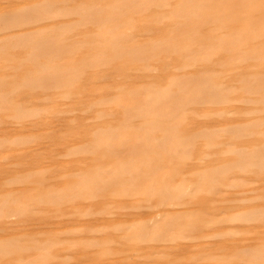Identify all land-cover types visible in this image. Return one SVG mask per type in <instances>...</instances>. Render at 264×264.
Returning a JSON list of instances; mask_svg holds the SVG:
<instances>
[{
	"label": "rangeland",
	"instance_id": "rangeland-1",
	"mask_svg": "<svg viewBox=\"0 0 264 264\" xmlns=\"http://www.w3.org/2000/svg\"><path fill=\"white\" fill-rule=\"evenodd\" d=\"M183 1L0 0V264H264V3Z\"/></svg>",
	"mask_w": 264,
	"mask_h": 264
},
{
	"label": "bare ground",
	"instance_id": "bare-ground-1",
	"mask_svg": "<svg viewBox=\"0 0 264 264\" xmlns=\"http://www.w3.org/2000/svg\"><path fill=\"white\" fill-rule=\"evenodd\" d=\"M75 1H76V0H75ZM151 1H152V0H151ZM208 1H209V0H208ZM211 1H212V0H211ZM216 1H217V0H216ZM225 1H226V0H225ZM225 1L223 0V2H222L223 5L225 4V3H224ZM227 1H229L228 3H232V4H234V2H235V1L232 2V0H231V2H230V0H227ZM227 1H226V2H227ZM253 1H255V0H253ZM257 1H258V0H256V2H257ZM260 1H262V0H260ZM260 1H259V3L257 2L258 5L264 3V0H263V2H261V3H260ZM183 2H186V0H184ZM194 2H195V1H194ZM213 2H214L213 4L216 3L215 0H213ZM247 2H248V1H247ZM256 2H254V3L252 2L253 5H251L252 3L249 4L250 2H248L247 6L244 4V5H245V6H244V9H245V10H246L247 8L250 9V10H248V9L246 10V13H245V14H246L247 16H248L247 11L249 12V11H251V9H252V7L250 8L249 6H250V5H251V6H254ZM180 3H182V1H181ZM187 3H188V1H187ZM190 3H191V2H190ZM228 3H226V5H227ZM257 3H256V4H257ZM148 4H150V3L147 2V4H146L147 6H146V5H145V6L148 7ZM184 4H185V3H184ZM192 4H193V2H192ZM218 4H219V3L217 2V3L215 4L216 6L213 5L214 8L216 7V10H217V8H219V7H217V6H219ZM236 4H237V3H236ZM238 4H239V3H238ZM238 4H237V5H238ZM187 5L189 6V4H187ZM141 6L144 7L143 5H141ZM141 6H140L139 8L142 9ZM188 6H187V7H188ZM210 6H211V5H210ZM238 6H239V5H238ZM238 6H237V7H238ZM255 6H257V5H255ZM260 6H261V5H260ZM262 7H263V5H262ZM262 7H261V8H262ZM136 8H137V7H136ZM190 8H191V9L193 8L192 5L190 6ZM190 8H189V10H190ZM228 8H230V7H228ZM256 8H257V7H256ZM137 9H138V8H137ZM181 9H182V7H181ZM181 9L178 10V13H184L183 10L188 11V10H187L188 8L186 9L185 7H183V10H182L183 12L180 11ZM219 9H220V8H219ZM230 9H231V8H230ZM230 9H229V10H230ZM232 9H233V8H232ZM235 9H236V8H235ZM233 10H234V9H233ZM261 10H262V9H261ZM261 10H258V11L261 12ZM179 11H180V12H179ZM218 11H219V10H218ZM218 11H217V12H218ZM223 11H225V9H224ZM223 11H221V13H222ZM235 11H236V10H235ZM241 11H243V10H241ZM258 11H257V12H258ZM263 11H264V9H263ZM254 12H255V11H254ZM259 12H258V13H259ZM186 13H187V12H186ZM219 13H220V11H219ZM219 13H218V14H219ZM226 13H228V12H226ZM255 13H256V12H255ZM27 14H28V13H27ZM42 14H43V13H42ZM96 14L99 15V12L96 13ZM96 14H95V15H96ZM184 14H185V13H184ZM184 14H183V15H184ZM190 14H191V13H190ZM228 14H229V13H228ZM245 14H244V15H245ZM180 15H181V14H180ZM220 15H221V14H220ZM250 15H251V12H250ZM28 17H29V16H28ZM259 17H260V16H259ZM259 17H258V18H259ZM244 18H245V17H244ZM246 18H247V17H246ZM249 18H250V16H249ZM250 19H251V18H250ZM262 19H263V17H262ZM262 19L259 18L260 22H261ZM244 20H248V19H244ZM255 20H257V23H258L259 20H258V19H255ZM179 22H180V21H179ZM201 23H202V22H201ZM242 23H243V21H242ZM245 23H246V21H245ZM249 23H250V22H249ZM255 23H256V22H254V24H255ZM257 23H256V24H257ZM251 24H252V27H253V23H251ZM256 24H255V26H254L255 28L257 27ZM242 25H243V24H242ZM195 26H196V25H195ZM248 26H249V25H248ZM248 26H246V27H248ZM157 27H159V26L157 25ZM174 27H175V26H174ZM249 27H250V26H249ZM249 27H248V28H249ZM254 27H253V28H254ZM171 28H173V27H171ZM244 28H245V26H244ZM248 28H247V29H248ZM173 29H174V28H173ZM176 29H178V27H177ZM189 29H190V28H189ZM171 30H172V29H171ZM174 30H175V29H174ZM174 30H173V31H174ZM183 30H184V29H183ZM245 31H246V29L243 30L244 33H245ZM247 31H249V29H248ZM247 31H246V32H247ZM189 32H190V31H188V33H189ZM250 32H251V31H250ZM250 32H249V34H248V32L246 33V34L248 35L247 38H248V37L250 38V39L248 38V40H251V38H252ZM251 33H252V32H251ZM253 33H254V32H253ZM253 33H252V35H253ZM190 34H193V33H190ZM260 34H262V33H260ZM263 34H264V32H263ZM263 34H262V35H263ZM193 35H194V34H193ZM244 35H245V34H244ZM210 36H211V35H210ZM241 36H242V35H241ZM263 36H264V35H263ZM263 36H262V37H263ZM212 38H213V37H212ZM242 38H243V37H242ZM242 38H240V43H241V44H242V42H244V41L241 42V40H244V38H243V39H242ZM245 39H246V38H245ZM246 41H247V40H246ZM240 43H239V45H240ZM237 44H238V42H237ZM120 45H121V44H120ZM251 45H252V44H251ZM240 46H241V45H240ZM240 46H239V48H240ZM230 47H231V46H230ZM242 47H243V46H242ZM163 48H165V47H163ZM223 48H224V47H223ZM248 49H249V48H248ZM248 49H247V54H248ZM250 49H251V48H250ZM250 49H249V51H251ZM254 50H255V48L253 47V48H252V52H253ZM99 51H100V50H99ZM241 51L244 52L243 50H241ZM245 51H246V50H245ZM87 52H88V51H87ZM156 52H157V51H156ZM210 52H211V51H210ZM213 52L215 53V51H212V53H213ZM217 52H218V50L216 51V53H217ZM242 52H239V55H241V54L243 55ZM257 52H259V51L257 50ZM163 53H164V52H163ZM249 53L251 54V52H249ZM164 54H166V53H164ZM256 54H257V53H255V55H254V54H253V55H254V56H258V55H256ZM261 54H262V53H261ZM215 55H216V54H215ZM239 55H238V56H239ZM244 55H246V53H245ZM210 56H211V55H210ZM168 57H169V56H168ZM168 57H167V58H168ZM263 57H264V54H263ZM243 58H245V57H243ZM246 58H248V57H246ZM261 58H262V57H261ZM161 59H162V58H161ZM70 60H71V58H70ZM116 60H117V59H116ZM257 60H258V59H257ZM119 61H120V60H119ZM261 66H262V65H261ZM261 66H260V65L258 66V68H259L258 70H260ZM263 66H264V64H263ZM207 67H208V66H207ZM209 67H210V65H209ZM210 69H211V68H210ZM258 70H257V71H258ZM22 72H24V70H23ZM236 72H237V70H236ZM188 74H189V73H188ZM235 74H236V73H235ZM237 74H238V73H237ZM237 74H236V75H237ZM233 75H234V74H233ZM66 76H67V75H66ZM56 77H57V76H56ZM186 77H187V76H186ZM51 82H52V81H51ZM13 84H14V83H13ZM53 85H54V84H53ZM53 85H52V87H53ZM238 85H239V84H238ZM250 85H251V84H250ZM244 86H245V85H244ZM36 87H37V86H36ZM36 87H34V89H31V88H30V89H31V90H35ZM49 87H50V86H49ZM49 87H47V89H50V88H51V87H50V88H49ZM223 87H224V86H223ZM239 87H240V86H239ZM32 88H33V87H32ZM173 88H174V90L176 89V87H173ZM236 88H238L237 85H236ZM41 89H42V88H41ZM44 89H45V88H44ZM221 89H222V88H221ZM45 90H46V89H45ZM45 90H44V91H45ZM28 91H30V90L28 89ZM41 91H43V90H41ZM44 91H43V92H44ZM46 91H48V90H46ZM75 92H76V91H75ZM236 92H237V91H236ZM196 93H197V92H196ZM205 93H206V92H205ZM197 94H198V93H197ZM184 98H185V97H184ZM172 99H173V98H172ZM172 99H170V100H172ZM172 101H173V100H172ZM164 102H165V101H164ZM167 102H168V100H167ZM169 103H171V101H170ZM177 103H179V102H177ZM164 105H165V104H164ZM166 105H167V103H166ZM161 106H162V105H161ZM263 108H264V107H263ZM122 115H123V114H122ZM126 115H127V114H126ZM126 115H125V116H126ZM130 115H131V114H130ZM123 116H124V115H123ZM128 117H129V115H128ZM263 117H264V116H263ZM126 118H127V117H126ZM262 119H263V118H262ZM124 120H125V119H124ZM235 140H238V139H235ZM239 140H240V139H239ZM215 142H216V141H215ZM130 148H131V147H130ZM132 148H133V147H132ZM127 149H128V148H126V150H127ZM129 150H130V149H129ZM123 152H124V150H123ZM125 152H127V151H125ZM219 180H220V178H219ZM222 180H223V179H222ZM227 183H229V182H227ZM210 184H211V183H209V185H210ZM222 184H225V180H223V183H222ZM231 200H232V199H231ZM263 218H264V217H263ZM198 220H199V219H198ZM200 222H201V221H200ZM199 224H201V223H199ZM197 225H198V224H197ZM180 227H181V226H180ZM195 227H196V226H195ZM257 227H258V226H257ZM6 230H7V229H6ZM194 230H195V229H194ZM197 230H199V227H198ZM201 231H203V230H200V232H201ZM17 232H18V231H17ZM201 233H202V232H201ZM255 235H256V234H255ZM199 236H200V235H199ZM256 236H258V235H256ZM259 236H260V235H259ZM261 236H263V235H261ZM257 238H258V237H257ZM259 238H260V237H259ZM209 253H210V252H209ZM155 259H156V258H155ZM156 262H157V261H156Z\"/></svg>",
	"mask_w": 264,
	"mask_h": 264
}]
</instances>
